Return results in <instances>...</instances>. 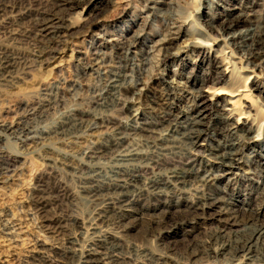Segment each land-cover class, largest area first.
<instances>
[{"label":"rangeland","instance_id":"1","mask_svg":"<svg viewBox=\"0 0 264 264\" xmlns=\"http://www.w3.org/2000/svg\"><path fill=\"white\" fill-rule=\"evenodd\" d=\"M54 1L57 0H1V3L6 6V11H4L8 12L0 13V54L7 48L13 60V69H11V78L7 83L0 85V124L5 125V128H0V151H4L3 153L7 156L11 155L10 159L16 160V163L11 172L0 176V264H21L31 255H42L48 261H55L50 252H44L39 247L42 244L49 246L56 242L50 238V234L40 228L39 220L34 215L29 199L33 188L41 182L45 183L49 180L63 187L68 193H65L67 200L64 199L62 202V213L67 218H77L86 222L85 225H88L90 220L96 216L98 209L96 204L103 201V196L107 195L101 192L102 198L98 194L93 197L91 194L82 193L81 189L86 186L85 177L88 175L80 170L82 164L91 169L95 167L94 180L99 185L104 186L113 177V166L116 164L114 157L98 160H89L85 157L88 150L104 143L101 136H95L97 132L90 137L88 133L82 131L77 137H68L60 142L51 137L50 139L45 138L37 143L27 142L23 148H20L17 139L13 138L16 136L13 130L5 132V129L15 127V125L19 128L26 127V125L29 127L30 124V127L51 130L71 111H90L112 118L119 117L117 109L99 107V92L102 91L103 81L98 79L99 77L93 71L86 68L88 63L84 61V56L98 52L106 57L107 63L117 66L118 55L109 47L112 39H125V43L128 44L135 34L141 35L133 50L135 54L129 56L128 64L140 65V60H145L147 63L143 67L144 71L141 76L146 83L145 90L139 98L138 105H135L133 109L138 108L139 111L136 113L144 115L149 122H155L160 116L161 110L155 106V102H162L163 97H167L166 95H169L168 104L170 106H165L171 109L172 114L186 115L197 95L195 90L206 87V85H199L200 81H211L220 73H225L226 69L225 81L218 86L219 88L232 89L246 85L247 90L252 91V99L249 98L248 101L251 104L259 101L260 105H264V64L255 68L251 65L246 66V62L235 59L237 69L235 68L230 73L232 67L225 63L226 59L222 54L229 50L223 48L220 42V39L226 36L220 37L217 33L225 20L228 23L235 20L246 7L252 6L253 19L263 15L264 0H89L82 12V20L86 22L92 20L90 27L85 31L76 30L75 25L78 20L76 13L81 12L80 9L66 16L64 23L73 27L71 38L68 39L67 44L59 48L56 58L44 64L37 59L42 50V39L39 35L37 20H33L35 19L33 14L46 12ZM156 1H163L166 4L155 5L153 2ZM10 4L11 7H9ZM173 14L177 16L173 17L175 21L170 22L169 17ZM172 23L174 27L179 28V34H168L169 31L173 33ZM246 28L247 25H237L231 29V33H239ZM164 38L167 39L165 43L169 44L167 52L170 57L162 63L159 62L162 60V52L159 53V49L165 41ZM196 41L208 43L210 46L198 49L194 45ZM167 44L163 43V47ZM216 66H218L217 69ZM261 67L263 72H261ZM160 74L163 80H160ZM129 75L132 77L131 73ZM194 80L197 84H194ZM257 88L262 89V92L259 93ZM133 98L129 97L130 100ZM249 104L242 99L237 102L234 118L236 119L242 112L247 111L246 106ZM255 109L260 120H264L263 109L259 105H256ZM36 111L40 115L37 113L34 115ZM216 113L217 110L213 108L204 113L207 115L210 127L214 124V117L219 116ZM253 113L254 111H251V114ZM173 118L170 117V120L172 121ZM170 120L168 122H171ZM160 128H157L161 130L158 135H165L166 131L163 127ZM215 136L211 137L213 140L206 138V141H199L198 144L202 143L203 146H207L206 149H209V146L216 147L217 141L228 140L224 137L225 134L217 133ZM151 143V140L148 141L137 135H132L128 139L124 145L126 150L123 148L122 151H133L147 155V158L138 161L139 165H142L141 168L130 167V170L128 169L127 173L124 172L118 179L121 181L124 179L125 183H130L129 179L133 173L140 177L132 183L139 186V189H146L149 187V181L161 178L160 183L162 184L158 185L160 190L156 186L148 188L151 194H155L156 191L159 193L162 189L161 193L164 195L159 198L161 203L155 202L154 200L159 199L153 196L147 198L146 203L141 198V204H147L146 207L150 210L165 201L166 205L172 202H178L180 205L178 208H169L172 214H175L174 216H178L171 224H154L148 220V216L136 219L133 217L129 220L131 224H128L129 228L127 227L121 240L125 246L122 253L136 261H140L138 255L141 249L154 253L155 259L162 255L176 258L175 255L180 250L189 249V245L194 246L198 243L201 245L206 240L207 233L217 230V224L213 220V222L205 219L200 221L192 219L191 214V217L188 216L190 212L188 205L194 198L193 192L186 190L191 189L189 185L184 190L190 194L182 192L183 189L179 191L178 186L165 187L168 181L167 184L162 181L169 176L171 169L180 168L185 159L186 149L189 147L188 143H180V146L175 143L173 149L166 152L159 151L157 146ZM13 152L20 154V157L15 159L12 156ZM258 154L264 155V140L255 148V152L247 150L244 153L246 157L256 155V158ZM246 157L243 159L245 162ZM150 166L153 167V171ZM260 176L261 174L253 175L251 180L248 176L241 175L239 178L235 176L236 180L233 178L229 183L227 180L216 183V191L220 196L224 195L225 201L232 202L237 207L242 206L240 208L243 210H253V207H258L264 216V183L259 180ZM178 212H181V215ZM152 213L156 212H149V214ZM68 228V231L72 229L74 232L71 226ZM109 228L112 229L111 226ZM241 229V226L234 225L227 231L232 235L237 231L241 233ZM113 230L116 231L115 228ZM227 231L226 233H229ZM117 232L120 230L118 229ZM84 234L81 236L82 240L87 239V234ZM60 237L62 236L58 238ZM225 260L223 256H216L211 252L210 257L202 264H236L234 261L227 263Z\"/></svg>","mask_w":264,"mask_h":264},{"label":"bare ground","instance_id":"2","mask_svg":"<svg viewBox=\"0 0 264 264\" xmlns=\"http://www.w3.org/2000/svg\"><path fill=\"white\" fill-rule=\"evenodd\" d=\"M88 2L89 0H57L52 3L53 5L46 12L37 15L33 14L35 17L33 20H37L40 29L39 35L42 39V50L37 56L41 63L48 64L56 58L59 48L67 44L68 39L71 38L73 27L64 23L66 16L72 15L75 10L80 9L81 12L76 13L78 14L77 24L75 25L76 30L85 31L90 27L92 20L87 22L82 20V12ZM153 3L155 5L166 4L163 1ZM252 4L258 5L256 3ZM9 7H11V4ZM5 9L6 6L0 0V13L5 12ZM252 12V6L244 8L235 20L229 23L225 20V23L217 32L220 37L226 36V38L220 39V42H222L223 48L229 50L227 53L222 54H224V59H226L225 63L232 67L230 73L236 68L235 59L246 62V66L251 65L255 68L260 67L262 63L264 64V14L253 19ZM175 16L177 15H170V22L175 21ZM241 24L247 25V28L244 31L232 34L231 29ZM178 29L177 26H173L171 28L173 33L169 31L168 34L175 33L177 35L179 34ZM140 38L141 35L137 33L128 44L125 43V39L108 41L109 47L118 55L119 62L116 63L118 64L117 66L107 63L106 57L101 56V53L98 52L90 56H84V61L88 63L86 68L93 71L99 77L98 79L103 81L102 91L101 93L99 92V107L101 109H117L119 117L112 118L90 111H71L66 114L63 120L57 122L51 130L37 129L36 127H30V124L29 127L26 125V127L19 128L15 125V127L5 129V132L6 130H13L16 134L13 138L17 139L20 148H23L27 142L37 143V141L45 138L50 139L51 137L55 141L60 142L62 140L65 141L68 137L75 138L82 131L88 133L90 137H93L96 134L94 132H97L95 136H101L104 143L99 147L88 150L86 153L84 152L85 157L89 160H98L106 157H114L116 159V164L113 166L114 171H112L113 177L104 186L99 185L94 180L95 167L91 169L87 168L85 164L80 165V170L88 174L86 177L84 176L86 179L84 184L86 186L81 188L82 193L91 194L93 197L98 194L101 198V192L107 194L103 196V201L96 204L98 207L95 213L96 216L90 220L88 225H85L86 222L84 223L77 218H67L62 213V202L64 199L67 200V194H65L67 191L65 192L63 187L61 188L57 183L53 184L45 178L47 182H41L33 188L29 199L33 206L34 215L39 220L40 228L50 234V238L56 242L49 246L42 244L39 247L44 252H50L55 261H48L42 255H31L21 264H202L203 261L210 257L211 252L216 256H223L227 263L234 261L236 264H263L264 216L260 213L258 207H253V210H243L240 208L242 206L237 207L235 206L236 204L225 201L224 195L220 196L217 193L215 185L225 180L229 183L233 178L235 179V176L239 178L241 175L248 176L251 180L253 175L256 174L257 176L261 174L259 180L264 183V155L258 154V161L255 160L257 159L256 155L252 157L244 155L247 150L255 152V148L264 140V120H260L255 109V106L259 105L264 113V105H260L259 101H254V104L248 101L249 98L252 99V91L250 89L247 90L246 85L237 87L239 89L236 87L232 89L219 88L218 86L225 81L226 69L225 73H220L219 76L211 81H200L199 85H206V87L195 90L197 95L186 115L181 113L173 115L171 109L166 107L170 106L168 104L169 95H166L167 97H163L162 102H155V106H158L161 110L160 116L155 122H149L144 115L136 113L139 111L138 108L133 109L135 105H138L139 98L145 90L146 83L141 76L144 71L143 67L147 63L145 60H140V65L128 64L129 56L135 54L133 50ZM165 42H167V39L162 42V47L159 49V53L162 52V60L159 62L162 63L166 62L170 57L167 52L169 44ZM163 43L167 45L163 47ZM194 45L198 49L210 46L208 43H201L200 41H196ZM3 51L0 54V85L7 83L8 79L11 78V69H13V60L7 52V48ZM133 66H135V69H133ZM93 68L95 69L93 70ZM217 68L218 66H216ZM263 69L261 72H263ZM129 73L132 74V77H130ZM159 76L160 80H163L162 74ZM195 81L194 84H197V81ZM225 83L227 84V81ZM257 90L259 93L262 92L260 88H257ZM130 96L134 97V100H130ZM241 99L250 104L246 106L248 110L242 112L235 119V105ZM212 108L217 110L216 114L219 116L214 117V124L212 123L213 125L210 127L207 122V115H204V113ZM251 111H254V113L251 114ZM36 113L37 111L34 115ZM37 115H40V113L38 112ZM139 115L140 117H138ZM170 117H174L172 121ZM168 120L171 122H168ZM160 127H163L166 131L165 135H158V132H161ZM0 128H5V125L0 124ZM217 133L220 135L225 134L224 137L228 140L224 139L223 142L215 141L217 146L210 147L208 145L209 149H206L207 146H203L202 143L198 144L199 141H206V138L211 140L216 137ZM132 135H137L148 141L151 140L153 146H157L161 152L173 149L175 143L179 144L178 146H180V143H188L189 145L188 148L186 147L185 159L180 168L171 169L170 167L171 170H168L169 176L167 177L166 173L165 176L167 178L162 179V181L165 184L168 181V185L165 187L175 188V186H178L180 187L179 191L183 189L182 192L189 193L187 192L188 190L193 192L194 198L191 202L189 201L190 204L188 205L190 209L188 216L191 217L192 215V219L200 221L204 219L213 220L217 224V230L214 229L215 231L207 233V238L201 245L200 243L194 246L189 245V249L180 250L175 255L176 258H172L170 255H162L155 259L154 253H148L146 252L147 250L141 249L138 255L140 261H136L122 253L125 246L121 240L130 223L129 220L133 217V219H136L148 216V220L154 224H171L176 221L178 216H174L175 214L173 215L169 208H178L180 205L178 202L166 205L164 200L163 204H157L150 210L146 207L147 204H141V198L146 203L147 198L156 196L159 199L164 195L161 193L162 189L159 193L156 191L155 194L148 192V188L151 189L155 186L158 188V185L162 184L160 183L161 178L149 181V187L146 189H139V186L137 187L132 183L136 182V179L140 177L135 176L133 173L129 179L130 183H125L124 179H122L123 181L118 179L130 167L141 168L142 165H139L138 161L147 158V155L133 151H122L123 148L125 149V143ZM3 152L0 151V176L11 172L16 163V160L10 159L11 155L7 156ZM12 156L16 159L20 157V154L14 153ZM245 157L247 158L246 162L243 161ZM151 168L153 171V167ZM126 180L128 181V179ZM188 185L191 189H186L187 191H185L184 188ZM158 189L160 190V188ZM160 200L154 201L161 203ZM149 212L156 213L149 214ZM179 214L181 215V212ZM186 215L183 216L186 217ZM234 225L242 227L241 233L237 231L231 235L227 231L229 227ZM69 226L74 229V232H72V229L68 231ZM118 229L120 232H117ZM226 231L229 233H226ZM83 232L87 234V239H81V236L85 235ZM59 236L62 237L58 238ZM126 254L130 253L126 252Z\"/></svg>","mask_w":264,"mask_h":264}]
</instances>
